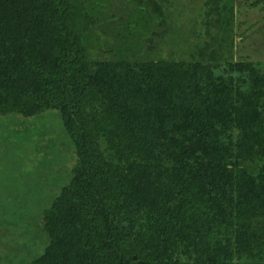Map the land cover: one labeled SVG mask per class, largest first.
<instances>
[{
    "label": "rangeland",
    "instance_id": "rangeland-1",
    "mask_svg": "<svg viewBox=\"0 0 264 264\" xmlns=\"http://www.w3.org/2000/svg\"><path fill=\"white\" fill-rule=\"evenodd\" d=\"M80 1L91 19L78 40L91 84L89 109L126 199L116 193L111 200L125 204L123 216L140 226L142 261L216 264L214 239L201 244L215 218L211 210L202 216L191 196L187 203L173 178L189 134L180 107L186 86L198 96L194 86L210 75L223 95L213 118L218 144L231 150L233 166L247 171V187L264 196V0ZM7 2L0 0V97L16 100L28 88L67 95L71 82L30 33L27 14ZM139 5L147 23L134 32L128 19ZM181 63L187 67L171 77L172 65ZM71 128L58 109L0 114V264H30L43 254V212L55 205L71 247L60 264H98L79 230L85 192ZM136 172L141 178L133 179ZM168 190L165 202L158 191Z\"/></svg>",
    "mask_w": 264,
    "mask_h": 264
},
{
    "label": "trees",
    "instance_id": "trees-1",
    "mask_svg": "<svg viewBox=\"0 0 264 264\" xmlns=\"http://www.w3.org/2000/svg\"><path fill=\"white\" fill-rule=\"evenodd\" d=\"M8 2L27 14L30 33L42 39L43 43H38L46 45L57 70L71 82V90L67 95H59L28 88L16 100L0 97V114L24 113L32 108L64 112L72 127L71 138L77 149L84 184L85 195L77 212L85 250L98 264H147L141 259L142 249L137 243L140 226L137 230L138 223H131L123 216L125 204L116 206L111 200L116 193L118 198L124 199L123 186L115 181L118 171L110 156L101 150L98 141L101 124L89 109L91 84L78 42L91 24L89 15L80 0ZM143 13L144 8L139 5L128 19L134 32L147 23ZM172 66L176 70L171 77L187 67L185 63ZM201 77L194 86L198 96L195 92L194 96L188 95L191 84L185 88L186 104L180 109L188 113L184 117H187L189 134L183 140V152L177 169L173 170V178L181 181L185 201L189 203L191 196L192 205L197 206L202 216H207V211L211 210L215 220L212 219L210 233L203 230V234L209 235L203 237L201 244H209L214 239L216 264H264V196L255 195L247 187V171L239 164L233 166L231 150L225 148L227 153H224L218 144L215 124L219 122L213 118L223 109L222 91H216L210 75ZM138 173L133 174V179L141 178ZM158 193L165 202L171 196L169 190ZM217 218L221 222H217ZM43 222L48 245L30 264H60L71 251L68 226L60 208L55 205L45 209ZM198 224L201 230L204 220ZM224 251L226 257H222Z\"/></svg>",
    "mask_w": 264,
    "mask_h": 264
}]
</instances>
